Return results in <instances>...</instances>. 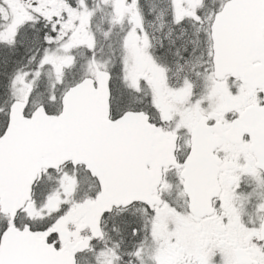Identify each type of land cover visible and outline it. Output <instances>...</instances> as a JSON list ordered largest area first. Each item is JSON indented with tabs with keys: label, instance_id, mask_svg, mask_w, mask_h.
<instances>
[{
	"label": "snow or ice",
	"instance_id": "obj_1",
	"mask_svg": "<svg viewBox=\"0 0 264 264\" xmlns=\"http://www.w3.org/2000/svg\"><path fill=\"white\" fill-rule=\"evenodd\" d=\"M0 264H264V0H0Z\"/></svg>",
	"mask_w": 264,
	"mask_h": 264
}]
</instances>
